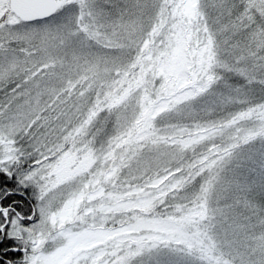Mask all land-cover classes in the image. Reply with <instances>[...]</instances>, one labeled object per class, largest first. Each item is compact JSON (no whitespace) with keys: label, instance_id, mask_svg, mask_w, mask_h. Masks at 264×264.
Masks as SVG:
<instances>
[{"label":"snow or ice","instance_id":"6c2138e0","mask_svg":"<svg viewBox=\"0 0 264 264\" xmlns=\"http://www.w3.org/2000/svg\"><path fill=\"white\" fill-rule=\"evenodd\" d=\"M0 264H264V0H0Z\"/></svg>","mask_w":264,"mask_h":264}]
</instances>
